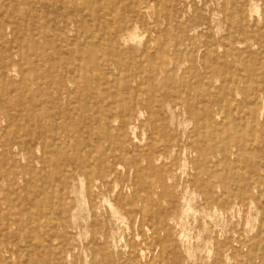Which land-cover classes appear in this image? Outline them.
Here are the masks:
<instances>
[{
  "label": "rangeland",
  "instance_id": "1",
  "mask_svg": "<svg viewBox=\"0 0 264 264\" xmlns=\"http://www.w3.org/2000/svg\"><path fill=\"white\" fill-rule=\"evenodd\" d=\"M80 1L86 3V8L77 13L72 12L71 0H0V111L10 112L17 120L18 131L23 138V147L14 148L13 154L0 148V217L3 221L10 218L20 223V227L19 224L11 225L14 231L20 229L18 235L10 234L3 239V243H9L11 252L2 264H18L19 261V264H252L244 255L232 252L230 247H225L222 252L218 243L230 238L235 248H239V241L256 242L264 229V196L260 201L261 211L256 205L251 211H230L228 214L219 209L221 205L214 199L220 197L224 201L227 195L213 189V184L225 179L228 168L224 158L213 153L219 143L213 140L210 128L199 129L202 113L198 114L199 123L197 119L189 120L187 129L179 138L191 136V142H201L207 156L199 159L201 149L194 146H191V154H179L180 150L164 151L162 145L178 128L180 119H191V114L185 113L186 103L198 101V108L204 106V89H208L211 95H221L217 102L209 105L219 112L221 110L223 115L230 104V93L240 92V97L233 96L243 101L247 95L245 91L254 94V90H264V50L256 47L249 51L239 41L247 11L244 0H164L161 16L171 15V18L165 19L160 26L157 24L158 14L152 12L143 15L136 23L132 9L134 0ZM152 5L155 9L156 2L153 1ZM259 7L261 15L264 4L260 3ZM72 13L79 19L85 18L79 32L60 21ZM259 14L253 13L255 18ZM208 20H211L210 26L203 24L198 27V32L186 29ZM118 23L125 26L127 39L118 44L119 49L125 59L131 58L133 62L122 72L129 77L136 73L135 81L121 80V86H126L115 97L114 93L109 94L103 104L90 92L85 99V104L90 103L87 112H82V103L77 101L72 108V119H55L58 110L52 103L51 93L55 88L56 75L76 70L79 67L76 61L85 50L92 51L101 59L115 53L118 48L109 42V36L118 28ZM133 32L138 38L130 37ZM99 39H103L100 40L103 46H92V42L98 43ZM252 63L256 64L255 70L259 73L254 77L246 70L247 64ZM89 67L94 68L91 64ZM77 72L82 75L81 70ZM100 72L106 77L111 72L112 81L120 79V72L109 66L101 65ZM97 77L98 72H95L94 78ZM197 86L200 88L196 89ZM102 88V91L107 90V87ZM135 100L141 110L134 120L136 128L125 129L123 134V131L119 132L120 128L127 117L134 114ZM231 108L232 118H227L239 124L237 103L231 104ZM43 115L50 128L60 123L86 128L82 133L86 140L82 154L85 161L91 153L90 160L110 147L117 154L125 147L128 158L133 161L142 158L139 171L128 172L118 192L106 196L111 206L104 199L94 210L95 215L91 213L88 206L90 192L85 178L83 185L80 183L74 187L73 193L64 187L54 186L53 166L38 162L44 146L39 147L35 137L43 125L40 121ZM262 116L263 123L264 114ZM260 130L264 132L262 128ZM220 134L223 138L227 136L226 131ZM52 135L51 131L47 133V141L52 140ZM76 135L79 136L78 132ZM4 136L11 141L14 139V135L0 133V140ZM151 144L157 145L153 153ZM148 155L151 159L146 158ZM246 158L244 163L249 162L250 156ZM130 162L125 160L123 167L119 168L124 176ZM94 164V170L98 172V165ZM195 166L196 171L192 168ZM94 170L90 168L88 174ZM161 180H165L180 196L181 206L175 221L171 222L173 231L167 241L164 244L157 240L146 243L140 226L127 215L130 207L126 205L136 191L145 195L147 189L159 186ZM119 193L121 195L118 196ZM206 197L213 199V203L201 204L202 198ZM186 200H192L189 201L192 208ZM116 205L123 207L117 209ZM2 227L4 225H0ZM255 263L261 264L259 261Z\"/></svg>",
  "mask_w": 264,
  "mask_h": 264
},
{
  "label": "bare ground",
  "instance_id": "2",
  "mask_svg": "<svg viewBox=\"0 0 264 264\" xmlns=\"http://www.w3.org/2000/svg\"><path fill=\"white\" fill-rule=\"evenodd\" d=\"M153 1L156 2L155 9L152 5ZM244 2L247 6L246 7L247 11H246L245 17L242 21L243 30H242V35H241V38L239 41L241 42V44L243 43L244 45H246V48L249 51L254 50L256 47L259 48L260 51H263L264 50V31H263V29H264V13H261V15L259 14V12H260L259 5H260V3L264 4V0H244ZM132 4H133L132 9H133L134 16L136 18V21H135L136 23L140 22L143 15L147 16V15L151 14V12L153 14H158V18H157L158 26H160L161 23H163V21H165V19L167 20V19L171 18V15L161 16L162 7L165 4L164 0H134L132 2ZM70 5L73 7L72 12H77V13L83 12L86 8V3L81 2V1L78 2V0L77 1L71 0ZM40 7H42L41 4H40ZM190 11H191V9H190ZM254 12H257L259 14L258 18L254 17V15H253ZM81 16L82 15H80V17ZM91 17H92V15H91ZM125 17H126V15H125ZM105 19H106V17H105ZM125 19H127V18H125ZM199 19L203 20L202 18H199ZM60 21H62L65 25L69 24V27L73 26L71 28H77L76 31L79 32L80 31L79 26L82 25V23H84L85 18L82 16V18L79 19L75 15H73V13H72V14H68L65 17L61 18ZM118 24H119V25H117L118 28L116 30H114V32H112V35L109 36V42H111L114 46H116L118 48L115 51V53H113L112 55L107 56V57H105L103 55L105 58L101 59L99 57V55L95 56V54H93L92 51L90 52V50L89 51L85 50L81 53V55L78 57V59L76 61V62L80 63V64L78 63L79 67L77 66L78 68L76 70L71 69V71H67L66 75H56L55 88H54L53 92L51 93L52 103L56 106V109L58 110L56 113L55 119H63V118L65 120L72 119L73 118L72 108H73V105L75 104V102H77V101L82 103V109H83L82 112L83 113L87 112L90 108L89 107L90 103L88 102V104H85V99L90 92L92 94H94V97L96 99H100V103L103 104L110 97L109 94L114 93V97H115L118 95L120 89H123V87L126 86V85L121 86V83H120L121 80L125 81V82H127V80H128V82L129 81L130 82L135 81L136 76H137L136 73L132 74L131 77H129L128 74L126 76H124L123 72H122L123 68H126V69L130 68L132 66L133 62H132L131 58L129 60L125 59L124 53H122L121 49H119L120 45H118V44H120L122 41H127V39L125 38V32H124L126 30L125 26H123V24H120V23H118ZM203 24L210 26L211 20L201 22V23L197 24V26L186 27V29L194 31V32H198V27H200ZM220 32H221V29H220ZM12 34H13V32H12ZM130 35H131L130 37L132 39L138 38L137 33L133 32ZM100 40L103 41V39H99L98 43L92 42V46L101 48L103 45L101 44ZM164 48H165V46H164ZM155 54H156V52H155ZM232 56H233V54H232ZM55 59H57V58H55ZM239 61H240V58H239ZM90 64L93 65L94 68L89 67ZM101 65L109 66V67L113 68L114 70L119 71L120 73H118V74L120 75V79H115L112 81L111 72L107 73V75H108L107 76L108 78H107L104 74H102L100 72ZM146 65H147V63H146ZM255 66H256V64H254V63L247 64L246 70L250 74L251 77L257 76L259 74L256 72ZM159 69L161 70V69H163V67H159ZM263 69H264V64H263ZM78 70H81L82 75H84L83 76L84 78H81L82 75L77 72ZM95 72H98L97 78H94ZM225 73H227V72H225ZM40 74H42V72ZM172 78H174V77H172ZM230 78H232V77H230ZM144 81H146V80H144ZM191 81L194 82V80H191ZM236 81H237V79H236ZM202 83H201V85H202ZM236 84L238 86V83H236ZM249 84H250V81H249ZM191 85H193V84H191ZM198 86L196 87V89L200 88ZM227 86H229V85H227ZM102 87H107V90L102 91V89H103ZM208 87H209V85H208ZM47 88H49V87H47ZM204 91L206 93V94L202 95V97L204 98V101H202V102H204V106L202 108H198L200 105V103H199V105L197 104L198 101H194V103H192V104L186 103L185 113L191 114V119H185V118L180 119L179 124H178V128L177 129L175 128L176 130L173 131L171 137L168 138L167 140H165L164 142H162L163 150L168 151V152H176L177 150H180L179 154H181L183 152H185V153L190 152V154H191V151H190L191 146H194L195 148L201 149L200 154H199L200 155L199 159H201V157L207 156L206 152L203 151V146H202L201 142H193V141L191 142V136L179 138L181 136V134L185 131V129H187V124H188L189 120L190 121L196 120L199 117L198 114L202 113L200 116V119H199L200 123H199V120L197 119V123H199V125L201 126L199 129L207 130L208 128H210L209 131L211 132L210 134L213 136V140H215L216 143H219V145H217V148H215L213 153L214 154L217 153L216 156H219V155L222 156L225 160L224 164L228 168L227 174L225 175V179L219 180L218 182L213 184V189H218V190L224 191L222 194L223 195L226 194L227 197L224 199V201L220 200L221 198L219 197L218 199H214V202L221 205V207H219V209L225 210L224 213H226V214H228L230 211H232V212L233 211L242 212L245 210L251 211L252 207L254 205H256L257 209L261 211L262 206H261L260 201H261V198L264 196V132L262 133L260 128H262L264 130V122L263 123L261 122V119L263 117L262 115L264 114V90H262V89L257 90V91L254 90L253 91L254 94L249 93L248 90L245 91L247 93V95H245L246 97L243 99V101H239L233 96V95H237V96L239 95V97H240V92L236 91L235 94L230 93L229 97H228V101L230 104H229V106H227V108H225L226 109L225 115L222 114L223 112H221V110L219 112L214 108L212 109V107L209 105L211 103L217 102L220 99L219 97L221 95H219V94L211 95V93L208 92L209 91L208 89H204ZM25 93H27V92H25ZM195 93H197V92H195ZM205 98H206V101H205ZM175 100H178V99H175ZM134 102L136 105V107L134 109L135 110L134 114L133 115L131 114V116L129 115L127 117V120H125L122 127L120 128L119 132L123 131L122 132L123 134H125L124 133L125 129H128V128L129 129H135L136 128V126H135L136 122L134 120H136V118H137L136 117L137 112H140L141 110H140V107L138 105L139 104L138 101L135 100ZM235 102L237 103V107H238L237 111L239 114V117H238V119L240 121L239 124H236L235 122H231L227 118L228 116L231 117V114H230L232 111L231 104H233ZM222 109H223V107H222ZM132 110L133 109H131V111ZM9 113L10 112H7L5 110L0 111V133H1V135H3L4 133L14 135V139H13V141H11V140H9V138L7 136H4V138L2 140H0V148L4 149L5 151H8L10 153L12 152V154H13L14 148L20 149V147H23L22 146L23 138H22V135L19 134L20 131H18L19 126H18L17 120H15ZM82 116L84 117L85 114H83ZM75 118H76V116L74 117V119ZM40 121L43 125H41L40 131L38 132V135H36L35 138H37L39 147H40V145L44 146V151H42L41 156L38 157V162L43 164V165L51 164L53 166L52 182H53L54 186L64 187L66 190L69 191V193H71V192L73 193L76 190L74 187L79 186L80 183L82 184V182H84V178H85V181L87 183V188L90 192V195L88 197V203H89L88 206H89V209L93 215H95L94 210L96 208H98L99 203L102 200H104L106 198V196L109 195L108 193H111V192L117 193L118 192L119 186L124 181V179L127 178L128 172H129V174H131L134 171L135 172L139 171L138 166H139V163L141 162L142 158L138 159V160H134V161H133V159L128 158V154H127V151L125 150V147L121 148L120 154L114 153L115 150L110 149L111 147L109 148V150H102L97 155V158L92 159V160H90V157L92 156V153H91L90 154L91 156L89 157V159L87 161H85L82 157V154L84 152L86 140H85L84 134H82V133L86 131V128L82 129V127H79V125H77V126L74 125L71 127V126L63 124V123H60L55 128L54 127L50 128V126L48 124H46L47 119H46V116H44V115ZM83 122H84V120H83ZM109 124H110V121H109ZM49 131H51L53 133L52 140H51L52 142L47 141L48 140L47 139L48 138L47 133ZM221 131L222 132L226 131V133H227L226 138L222 137V135L220 134ZM77 132H78L79 136L76 135ZM0 139H1V137H0ZM49 148H50V151H48ZM155 148H157V145H152V144L150 145L151 153L154 152ZM126 149H127V147H126ZM148 149L149 148H147V150ZM138 150H139V148H138ZM247 156H250V160H249V162L244 163L247 160V158H246ZM146 158L151 159L150 155L146 156ZM125 160L131 161V162H130L129 166L127 167L128 170L125 171V176H124L123 173H121L119 171V168L123 167L122 163ZM94 163H96L98 165V168H99L98 172H96L94 170L95 166H96ZM90 168L94 170L92 172V174H88V170ZM192 168H193V170L196 171L197 167L195 166ZM73 174L76 176L72 177ZM42 179H43V177H42ZM146 180H148V179H146ZM160 182L161 183L159 184V186L158 185L151 186L149 189H147L148 191L145 192V195L141 194V192L139 193V191H136L134 194V197H132V200H130L128 202V204L126 205V207H128V206L130 207L127 215L133 219V222L135 224H138L140 226V228L143 232L142 233L143 238H144L143 242H146V243L149 242L150 240L152 242L154 240H157L158 243L164 244L167 241L168 235H170L173 231V226H172L171 222L175 221L177 210L181 206L180 203H181L182 199L180 198V196L178 194L174 193V191H172V187L167 185L165 183V180H161ZM63 191H64V189H63ZM53 192H55V189L53 190ZM40 193H42V192H40ZM43 194H44V192H43ZM43 194H41V195H43ZM54 194H53V196H54ZM119 195H121V194L119 193L118 196ZM44 196H45V194H44ZM62 198H63V196H62ZM186 201L188 202V204H190V202H192V200H189L190 202L188 200H186ZM105 202L107 203L106 199H105ZM183 202H184V200H183ZM200 202L204 206H207V205L213 203V199L206 197L204 199L202 198V201H200ZM258 203H260L259 206H257ZM107 204L111 206V204H109V203H107ZM188 204H187V206H188ZM122 207H123V205H122ZM122 207L118 205L117 209H121ZM189 207L192 208L191 204ZM193 209H191L190 211L192 214H195L192 212ZM50 211H52V210H50ZM53 211H54V209H53ZM188 211L189 210H187V212H185V213H188ZM194 212L197 213V211H194ZM43 214H44V212H43ZM43 214H41V215H43ZM51 214H49V215H51ZM197 214L199 215V213H197ZM195 216H197V215H195ZM195 216H193V217H195ZM54 218H55V216H54ZM114 218H115V216H114ZM114 218H112V219H114ZM188 219H186L187 222H189ZM11 220L12 219H10V218H8V219L6 218L3 221V217L2 216L0 217V225L1 226L4 225V227L0 228V256H1L0 263L1 264L5 262V260H6L5 258L7 257V254H9L11 252L9 243H3V239H5L6 236L10 235V234L18 235L19 230H20L18 228V230L14 231V229L11 227L12 224H14L16 226H18V224H19L18 227H20L19 221H17L16 219L13 221H11ZM211 220H214V218ZM39 221H41V220H39ZM205 222H206V220H205ZM185 226H186V224H185ZM183 229H184V227H183ZM183 234H185V233H183ZM188 234H189V232H188ZM201 236H202V234H201ZM54 237H52V239ZM257 237L258 238H257L256 242H254V244L251 242L248 243V241H239L240 242L239 248H235V246H234L233 242L230 240V238L225 239L223 243L222 242L218 243V246L222 252L225 251L224 250L225 247H230V250L232 252L238 254L239 256L244 255L249 260V262H251L252 264H256L255 262H257V261H259L262 264V263H264V229H263V232L261 234H258ZM122 238H124V237H122ZM40 239H41V237H40ZM184 240H185V236H184ZM191 240H193V239L191 238ZM119 241L121 242L122 240H119ZM198 241H196V242H198ZM191 244H192V242H191ZM39 246H40L39 248H41V245H39ZM243 249H245V251H243ZM188 251H189V249H188ZM192 252H193V250H192ZM211 252H213V251H211ZM209 254L211 255L210 252L208 253V255ZM141 255H143V254H141ZM32 256H34V254ZM195 256H196V254H195ZM19 257H21V256H19ZM229 259H228V261H230ZM210 261H211V259H210ZM32 262H33V260H32ZM19 263H20V261H19ZM150 264H151V262H150ZM152 264H154V263H152Z\"/></svg>",
  "mask_w": 264,
  "mask_h": 264
}]
</instances>
